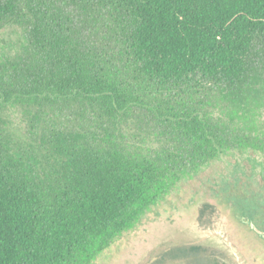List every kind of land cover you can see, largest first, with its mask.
<instances>
[{
	"label": "trees",
	"instance_id": "1",
	"mask_svg": "<svg viewBox=\"0 0 264 264\" xmlns=\"http://www.w3.org/2000/svg\"><path fill=\"white\" fill-rule=\"evenodd\" d=\"M7 27L0 264H92L222 156L264 159V0H0ZM248 199L232 186L226 205L264 230ZM175 250L163 262H210Z\"/></svg>",
	"mask_w": 264,
	"mask_h": 264
},
{
	"label": "rangeland",
	"instance_id": "2",
	"mask_svg": "<svg viewBox=\"0 0 264 264\" xmlns=\"http://www.w3.org/2000/svg\"><path fill=\"white\" fill-rule=\"evenodd\" d=\"M22 41L18 28L1 30L0 53L14 55ZM4 117L27 133L29 120L22 109L10 107ZM232 186L246 191L248 203L264 218V159L257 152L233 151L194 181L180 183L92 264H194L182 257L163 262L178 248L184 249L181 253L188 248L206 249L208 264H264V239L253 229L251 218L226 205Z\"/></svg>",
	"mask_w": 264,
	"mask_h": 264
},
{
	"label": "water",
	"instance_id": "3",
	"mask_svg": "<svg viewBox=\"0 0 264 264\" xmlns=\"http://www.w3.org/2000/svg\"><path fill=\"white\" fill-rule=\"evenodd\" d=\"M251 221L253 223V229L255 230V232H257L260 237H262L264 239V230L260 229L253 221V219L251 218Z\"/></svg>",
	"mask_w": 264,
	"mask_h": 264
}]
</instances>
